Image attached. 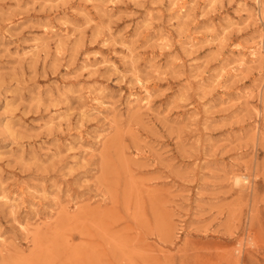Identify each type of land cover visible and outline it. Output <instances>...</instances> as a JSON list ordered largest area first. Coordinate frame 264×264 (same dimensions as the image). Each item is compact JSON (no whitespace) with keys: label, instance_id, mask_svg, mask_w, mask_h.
Wrapping results in <instances>:
<instances>
[{"label":"rangeland","instance_id":"374dc122","mask_svg":"<svg viewBox=\"0 0 264 264\" xmlns=\"http://www.w3.org/2000/svg\"><path fill=\"white\" fill-rule=\"evenodd\" d=\"M213 2L0 0V264H264V0Z\"/></svg>","mask_w":264,"mask_h":264},{"label":"bare ground","instance_id":"6f19581e","mask_svg":"<svg viewBox=\"0 0 264 264\" xmlns=\"http://www.w3.org/2000/svg\"><path fill=\"white\" fill-rule=\"evenodd\" d=\"M113 1H114V0H113ZM210 1L213 2V1H217V0H210ZM260 1H261V0H260ZM213 3H214V2H213ZM103 4H104V3H103ZM214 4H215V3H214ZM105 5H106V4H105ZM109 5H110V4H109ZM211 5H212V4H211ZM97 6H98V5H97ZM208 6H209V5H208ZM262 10H263V13H262V14H264V7L262 8ZM150 14H151V12H150ZM63 17H64V16H63ZM261 17H262V16H261ZM148 18H149V17H148ZM65 20H66V19H65ZM63 22H64V21H63ZM65 23H66V22H65ZM47 24H48V23H47ZM61 24H64V23H61ZM47 28H48V27H47ZM50 28H51V27H50ZM52 28H53V27H52ZM42 29H43V28H42ZM60 30H61V29H60ZM61 31H62V30H61ZM64 33H65V32H64ZM64 33H63V34H64ZM71 33H72V32H71ZM61 34H62V33H61ZM67 34H69V32H68ZM67 34H65V36H66ZM47 35H48V34H47ZM71 36H72V35H71ZM165 36H166V35H165ZM165 36H164V37H165ZM166 37H167V36H166ZM35 38H36V37H35ZM39 38H40V37H39ZM160 38H162V37H161V34H160ZM37 39H38V37L36 38V41H37ZM62 39H63V38H62ZM164 39H165V38H164ZM166 39H168V38H166ZM263 39H264V38H262V40H263ZM56 40H57V39H56ZM161 40H162V39H161ZM161 40H160V41H161ZM36 41H35V42H36ZM164 41H165V40H164ZM166 41H167V40H166ZM32 42H33V41H32ZM56 42H57V41H56ZM33 43H34V42H33ZM37 43H38V42H37ZM164 43H165V42H164ZM263 43H264V42H263ZM31 45H32V44H31ZM40 45H41V44H40ZM42 45H43V44H42ZM263 45H264V44H263ZM37 46H39V45H37ZM44 46H45V45H44ZM32 47H33V45H32ZM35 47H36V46H35ZM40 48H41V47H40ZM24 49H25V48H24ZM24 49H23V50H24ZM33 49H34V48H33ZM35 49H36V48H35ZM59 49H60V48L58 47V50H59ZM30 50H31V49H30ZM58 50H57V51H58ZM40 52H41V51H40ZM40 52H39V53H40ZM24 54H25V53H24ZM27 54H28V53H27ZM251 54H252V56L255 57V58L259 56L257 50H253V51L251 52ZM251 54H250V55H251ZM22 55H23V54H22ZM29 55H30V54H29ZM31 55H32V54H31ZM250 55H249L248 57H250ZM32 56H33V55H32ZM34 56H35V55H34ZM248 57H247V58H248ZM254 60H255V59H254ZM242 61L244 62V60H242ZM87 66H88V65H87ZM85 67H86V66H85ZM223 73H224V72H223ZM220 74H221V73H220ZM218 76H219V74H218ZM222 76H223V75H222ZM220 77H221V75H220ZM148 91H149V90H148ZM148 91H147V93H149ZM88 92H89V91H88ZM147 93H146V94H147ZM145 96H147V95H145ZM135 97H136V96H135ZM147 97H148V96H147ZM149 97H150V96H149ZM139 99H140V97H139ZM141 99H142V98H141ZM98 100H99V99H98ZM98 100H97V101H98ZM137 100H138V98H137ZM144 102H146V103H150V99H147V100H145ZM101 103H102V102H101ZM101 103H99V104H101ZM138 104H139V103H138ZM142 104H143V103H142ZM144 104H145V103H144ZM148 105H149V104H148ZM142 106H143V105H142ZM143 108H147V105H146L145 107H143ZM147 109H148V108H147ZM151 109H152V108H151ZM52 118H53V117H52ZM53 119L55 120V118H53ZM52 121H53V120H52ZM54 122H55V121H54ZM48 123H49V122H48ZM46 124H47V123H46ZM50 124H51V123H50ZM136 154H137V153H136ZM137 155H138V154H137ZM138 157H139V155H138ZM235 175H236V174H235ZM237 175H238V174H237ZM108 178H109V177H108ZM243 178H247V177H246V176H244V177H243V176H238V177L236 178L237 181L234 182V183H237L236 185H238V182H240V183H242L241 181L244 182L246 179H243ZM109 179H110V178H109ZM111 182H112V181H111ZM246 182H247V181H246ZM110 184H111V183H110ZM243 184H244V183H243ZM247 184H248V182H247ZM247 184H246V185H247ZM240 185H241V184H240ZM240 185H239V186H240ZM111 188H113V187H111ZM20 191H21V189H20ZM23 191H24V190H23ZM5 193H6V192H5ZM19 193H20V192H19ZM23 193H24V192H23ZM43 193H44V192H43ZM2 194H3V193H2ZM2 194H1V195H2ZM8 194H9V193H8ZM21 194H22V193H21ZM21 194H20V195H21ZM1 195H0V197H1ZM15 195H16V193H15ZM18 195H19V194H18ZM26 196H27V195H26ZM23 197H24V196H23ZM13 198H14V197H13ZM18 198H19V197H18ZM1 199H2V198H1ZM3 199H5V198L3 197ZM11 199H12V197H11ZM19 199H20V198H19ZM5 200H7V199H5ZM5 200H4V202H5ZM12 200H13V199H12ZM14 202H16V201H14ZM22 202H23V201H22ZM6 203H7V201H6ZM8 203H9V202H8ZM13 204H14V203H13ZM78 204H79V203H78ZM78 204H77V205H78ZM14 205H15V204H14ZM15 206H16V205H15ZM15 206H14V207H15ZM79 206H80V205H79ZM79 206H77V207H79ZM80 207H81V206H80ZM72 209H73V208H72ZM77 209H78V208H77ZM77 209H75V210H77ZM79 210H80V208H79ZM24 226H26V225H24ZM23 231H24V230H23ZM26 231H28V230L26 229ZM26 231H25V232H26ZM30 231H31V230H30ZM28 232H29V231H28ZM0 237H2V236H0ZM0 239H1V238H0ZM2 241H3V240H2ZM0 242H1V241H0Z\"/></svg>","mask_w":264,"mask_h":264}]
</instances>
